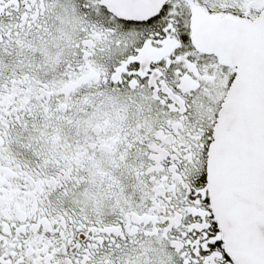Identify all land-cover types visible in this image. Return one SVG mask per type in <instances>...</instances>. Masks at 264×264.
Here are the masks:
<instances>
[{
  "label": "snow or ice",
  "instance_id": "6c2138e0",
  "mask_svg": "<svg viewBox=\"0 0 264 264\" xmlns=\"http://www.w3.org/2000/svg\"><path fill=\"white\" fill-rule=\"evenodd\" d=\"M0 264H264V0H0Z\"/></svg>",
  "mask_w": 264,
  "mask_h": 264
}]
</instances>
